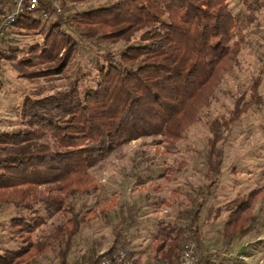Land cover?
Masks as SVG:
<instances>
[{
  "label": "trees",
  "instance_id": "1",
  "mask_svg": "<svg viewBox=\"0 0 264 264\" xmlns=\"http://www.w3.org/2000/svg\"><path fill=\"white\" fill-rule=\"evenodd\" d=\"M91 1L62 0L61 9L69 11L72 5ZM103 1L96 8L75 12L67 25L92 42H121L124 47L115 52L108 49L96 58L95 73L87 83L84 74L67 89L26 95L19 110L22 125L0 130V211L12 209L14 214L6 229L8 244L0 247V264H38L49 255L58 257L59 264H70L75 239L89 220L88 213L75 210L76 198L99 190L91 170L122 145L147 137L159 136L166 152L176 150L234 71L247 42L243 31L264 9V0H246L244 14L232 12L231 0ZM5 14L0 0V21ZM45 22L24 15L13 28L40 32L43 41L27 51L0 50V59L11 60L19 77L30 82L64 77L82 50L60 17L50 26ZM261 84L257 77L249 100L240 101L246 103L245 109L236 107L209 124L204 184L197 194L202 201L190 196L196 203L185 231L175 222L154 235L155 261L175 262L191 240L204 249V231L198 222L205 194L211 193L221 176L228 131L252 103L261 102ZM186 165L182 161L175 174ZM263 198L264 188L258 185L226 201L204 224L217 221L227 210L222 239L228 244L243 238L259 221ZM57 215L65 220L49 234L36 237ZM121 229L122 223L114 231L111 248L124 238ZM11 243L16 246L10 247ZM99 257L91 248L79 262L95 264ZM217 257L205 256L199 264H240Z\"/></svg>",
  "mask_w": 264,
  "mask_h": 264
},
{
  "label": "rangeland",
  "instance_id": "2",
  "mask_svg": "<svg viewBox=\"0 0 264 264\" xmlns=\"http://www.w3.org/2000/svg\"><path fill=\"white\" fill-rule=\"evenodd\" d=\"M104 3L103 0H93L85 5H72L69 11L42 18L46 20L47 27L60 17L64 28L70 30L82 46L75 64L64 77L30 82L19 77L11 60L0 59V130H12L22 125L19 110L26 95L52 94L67 89L84 74H87L84 80L87 83L95 73L96 58L108 49L115 52L124 47L121 42H92L80 37L77 31L67 25V19L73 17L75 12L96 8ZM230 5L234 14H244L246 11V0H231ZM243 33L247 42L242 46L234 71L227 75L222 88L217 90L211 104L201 112L200 120L190 127L176 150L166 152L159 136L147 137L122 145L91 170L99 190L84 199L76 198L75 210L89 214V221L103 236L99 247L111 246L114 231L120 223L122 237L131 240L149 238L152 230L156 233L163 227L168 229V225L175 222L179 223L182 232L190 226L193 218L191 210L195 208L196 200L202 201L197 194L202 191L204 184V154L210 135L209 124L214 119L228 115L236 107L245 109L246 103L240 105V101L249 100L252 85L260 77L262 84L258 96L261 102L252 103L240 121L228 131L223 146L222 173L216 187L211 193L205 194L198 225L204 231V252L216 248L218 253L227 255V262L244 264L240 256L249 250L252 253L248 264H264V198L259 221L243 238L228 244L222 239L220 233L227 210L222 212L217 221L204 224L206 219L215 217L214 211L223 207L226 201L246 195L258 185L264 188V175L261 174L264 173V9L257 12V20L247 26ZM6 38L4 51H27L31 45L41 43L44 35L40 32L17 31L12 27ZM235 39L234 35L233 41ZM13 61L17 62L16 59ZM182 161L187 165L175 174L176 167ZM191 195L196 200H192ZM13 215L12 209L0 211V247L8 244L6 229ZM64 220L63 215L48 220L36 237L49 234L53 227ZM15 246L10 244V247ZM218 257L216 259H220Z\"/></svg>",
  "mask_w": 264,
  "mask_h": 264
},
{
  "label": "built area",
  "instance_id": "3",
  "mask_svg": "<svg viewBox=\"0 0 264 264\" xmlns=\"http://www.w3.org/2000/svg\"><path fill=\"white\" fill-rule=\"evenodd\" d=\"M1 3L5 4L6 14L0 21V50L8 36V32L20 18L24 15H34L35 17L48 18L53 14H60L62 9V0H1ZM132 244L130 238L124 237L119 240L112 248L106 250L100 254L99 260L95 264H142L129 256V248ZM251 251H247L240 256V260L244 264H248L250 261ZM217 256L227 257L225 253H218L216 248H211L204 252L200 250L197 242L191 240L187 242L177 260L175 262H168L158 260L151 264H199L205 256ZM74 264H83L76 262Z\"/></svg>",
  "mask_w": 264,
  "mask_h": 264
},
{
  "label": "crops",
  "instance_id": "4",
  "mask_svg": "<svg viewBox=\"0 0 264 264\" xmlns=\"http://www.w3.org/2000/svg\"><path fill=\"white\" fill-rule=\"evenodd\" d=\"M87 218L90 219L89 214H87ZM150 233H152V236L149 238L148 237H145L144 239L134 238L131 240L132 244L129 248V256L133 260L142 264H151L155 262L154 255L152 253V243H153L154 235L157 232L155 233V231L152 230ZM102 237L103 236L100 235L99 230L95 228V225L91 224L89 220L86 221L80 233L77 235L75 239L72 253L68 256L70 264H74L76 262L81 261L85 253L89 251L91 248L97 250V255L99 256L102 252L109 250L111 246L99 247V243L101 242L100 239ZM59 263H61L60 259L58 257H55L54 255L46 256L38 262V264H59Z\"/></svg>",
  "mask_w": 264,
  "mask_h": 264
}]
</instances>
